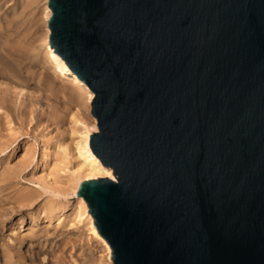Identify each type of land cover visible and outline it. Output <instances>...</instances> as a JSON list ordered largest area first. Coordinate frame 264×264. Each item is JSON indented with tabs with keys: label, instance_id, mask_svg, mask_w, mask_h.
Wrapping results in <instances>:
<instances>
[{
	"label": "water",
	"instance_id": "obj_1",
	"mask_svg": "<svg viewBox=\"0 0 264 264\" xmlns=\"http://www.w3.org/2000/svg\"><path fill=\"white\" fill-rule=\"evenodd\" d=\"M112 178L76 193L113 264H264V0H48Z\"/></svg>",
	"mask_w": 264,
	"mask_h": 264
},
{
	"label": "rangeland",
	"instance_id": "obj_2",
	"mask_svg": "<svg viewBox=\"0 0 264 264\" xmlns=\"http://www.w3.org/2000/svg\"><path fill=\"white\" fill-rule=\"evenodd\" d=\"M47 21V0H0V264H113L76 195L97 121L51 58Z\"/></svg>",
	"mask_w": 264,
	"mask_h": 264
},
{
	"label": "bare ground",
	"instance_id": "obj_3",
	"mask_svg": "<svg viewBox=\"0 0 264 264\" xmlns=\"http://www.w3.org/2000/svg\"><path fill=\"white\" fill-rule=\"evenodd\" d=\"M48 1V0H47ZM51 15V10L50 8L48 7V19ZM48 27V26H47ZM49 33H50V30L48 28V37H49ZM48 49H49V52H50V55H51V58L55 61V63L57 64L58 68L61 70V71H64V72H67L68 74H70L71 76V80L73 81V83L79 88V90H82L86 93V95H88L90 97V99L92 100V98L94 97V94L89 90V88L84 85V83L78 79V77L68 68V66L63 62V60H61V58L53 51V49L48 45ZM82 93V92H81ZM88 97V98H89ZM90 108V107H89ZM90 112H91V109H90ZM95 118V117H94ZM96 119V118H95ZM93 128L95 129V131L98 129L97 127V122H95ZM94 131V132H95ZM28 133V132H27ZM93 132L90 131V130H86L84 133H83V139H82V142L80 145H78V162H77V166H78V171H82L85 175L86 173V178L84 180H89V179H95V178H92V176L94 175H98V173H103V174H107V176H109L110 178H112L113 180L115 178V176H113L112 174V169L109 168V167H106L104 166L100 160L94 155V153L92 152L90 146H89V140H90V136ZM81 140V139H80ZM2 146H5L2 145ZM64 151L65 153L67 154V150L64 148ZM68 156V155H67ZM66 155H64V157H67ZM64 159V158H63ZM77 161V160H76ZM75 168V167H74ZM59 169V168H58ZM82 173H81V177H80V180L81 178L83 177ZM79 179V178H78ZM114 180V181H115ZM62 181V180H61ZM83 180L81 181H78V184H77V188H76V191H78V188H79V185L80 183L82 182ZM78 198L80 200H83V202L86 204L85 200L81 197V196H78ZM82 202V203H83ZM3 204V203H2ZM87 206V205H86ZM91 217V230L92 232L97 236L99 237L100 239H103V237L98 233L97 231V228L94 224V218ZM104 240V239H103ZM109 250L111 249L109 246H108ZM111 252V250H110Z\"/></svg>",
	"mask_w": 264,
	"mask_h": 264
}]
</instances>
